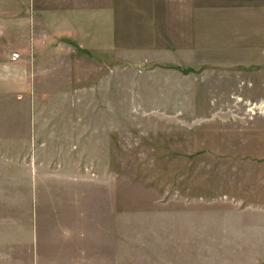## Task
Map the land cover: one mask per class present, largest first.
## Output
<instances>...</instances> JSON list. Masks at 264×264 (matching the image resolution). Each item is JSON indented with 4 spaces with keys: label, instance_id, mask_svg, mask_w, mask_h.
I'll list each match as a JSON object with an SVG mask.
<instances>
[{
    "label": "rangeland",
    "instance_id": "1",
    "mask_svg": "<svg viewBox=\"0 0 264 264\" xmlns=\"http://www.w3.org/2000/svg\"><path fill=\"white\" fill-rule=\"evenodd\" d=\"M115 1L110 55L0 47V264H264V0Z\"/></svg>",
    "mask_w": 264,
    "mask_h": 264
},
{
    "label": "crops",
    "instance_id": "2",
    "mask_svg": "<svg viewBox=\"0 0 264 264\" xmlns=\"http://www.w3.org/2000/svg\"><path fill=\"white\" fill-rule=\"evenodd\" d=\"M115 2L0 0V47L24 56L20 63L29 71L63 70L79 64L80 55H110Z\"/></svg>",
    "mask_w": 264,
    "mask_h": 264
}]
</instances>
